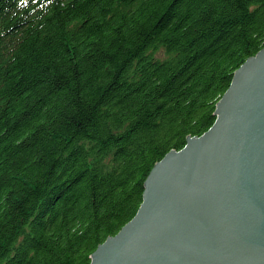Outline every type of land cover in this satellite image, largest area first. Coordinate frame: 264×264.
I'll return each instance as SVG.
<instances>
[{"label":"trees","instance_id":"1","mask_svg":"<svg viewBox=\"0 0 264 264\" xmlns=\"http://www.w3.org/2000/svg\"><path fill=\"white\" fill-rule=\"evenodd\" d=\"M264 48V0H0V264H90Z\"/></svg>","mask_w":264,"mask_h":264},{"label":"water","instance_id":"2","mask_svg":"<svg viewBox=\"0 0 264 264\" xmlns=\"http://www.w3.org/2000/svg\"><path fill=\"white\" fill-rule=\"evenodd\" d=\"M216 112L155 165L138 213L90 264H264V48Z\"/></svg>","mask_w":264,"mask_h":264},{"label":"bare ground","instance_id":"3","mask_svg":"<svg viewBox=\"0 0 264 264\" xmlns=\"http://www.w3.org/2000/svg\"><path fill=\"white\" fill-rule=\"evenodd\" d=\"M182 151V150H179V152Z\"/></svg>","mask_w":264,"mask_h":264},{"label":"rangeland","instance_id":"4","mask_svg":"<svg viewBox=\"0 0 264 264\" xmlns=\"http://www.w3.org/2000/svg\"><path fill=\"white\" fill-rule=\"evenodd\" d=\"M92 262V261H91Z\"/></svg>","mask_w":264,"mask_h":264}]
</instances>
